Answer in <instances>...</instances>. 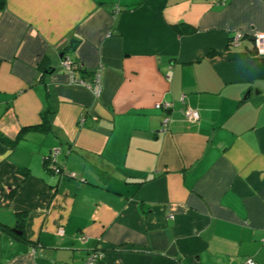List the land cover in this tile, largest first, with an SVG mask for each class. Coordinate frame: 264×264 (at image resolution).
Wrapping results in <instances>:
<instances>
[{
    "label": "crops",
    "instance_id": "obj_1",
    "mask_svg": "<svg viewBox=\"0 0 264 264\" xmlns=\"http://www.w3.org/2000/svg\"><path fill=\"white\" fill-rule=\"evenodd\" d=\"M257 35L264 0H0V264H264Z\"/></svg>",
    "mask_w": 264,
    "mask_h": 264
},
{
    "label": "built area",
    "instance_id": "obj_2",
    "mask_svg": "<svg viewBox=\"0 0 264 264\" xmlns=\"http://www.w3.org/2000/svg\"><path fill=\"white\" fill-rule=\"evenodd\" d=\"M239 37H240L239 34H237V36H235V38H234L235 42L238 40ZM254 41H255V46H256V52L259 54L264 53V36L257 35V36H255ZM61 64L72 75V72L74 70V63L70 60V58L67 55L61 59ZM71 82L88 88L96 96L100 93L101 85H100L99 71L98 70H96L93 73L92 80L90 82H86L83 79H75L72 76H71ZM162 107L167 109V108L171 107V104L165 102L162 104ZM183 114H184L185 118L188 119L189 121H197L199 118L198 112L195 110H192L190 108L184 109ZM168 121H169V118L165 117L163 119L162 125L165 127L167 125ZM59 151L60 150L58 148L52 149L50 154L45 159L46 168L48 167V169L54 173H61L59 166H57V164H56V154ZM58 232L60 234H62V229L58 230ZM80 239L82 241H84L85 236H83V235L80 236ZM102 257H103V253L101 251L92 250L87 255L83 264H95ZM244 264H256V263L252 258H247Z\"/></svg>",
    "mask_w": 264,
    "mask_h": 264
},
{
    "label": "trees",
    "instance_id": "obj_3",
    "mask_svg": "<svg viewBox=\"0 0 264 264\" xmlns=\"http://www.w3.org/2000/svg\"><path fill=\"white\" fill-rule=\"evenodd\" d=\"M180 26H178L179 28ZM183 28L182 29H185V30H189V28H186L185 26H182ZM190 32V31H189ZM47 114H48V109L46 108L44 110V112L42 113V125L43 126H49V119L47 117ZM0 140L1 141H5L4 137L0 134ZM45 162V161H44ZM46 163V162H45ZM0 228L3 229V230H8L6 227H4L3 225H0Z\"/></svg>",
    "mask_w": 264,
    "mask_h": 264
},
{
    "label": "water",
    "instance_id": "obj_4",
    "mask_svg": "<svg viewBox=\"0 0 264 264\" xmlns=\"http://www.w3.org/2000/svg\"><path fill=\"white\" fill-rule=\"evenodd\" d=\"M67 52H70V50H67ZM64 53H65V52H62V53L59 55V57L62 58V56L64 55ZM13 231H14L15 233H17V234H20V233H21L20 231H18V230H16V229H13Z\"/></svg>",
    "mask_w": 264,
    "mask_h": 264
}]
</instances>
